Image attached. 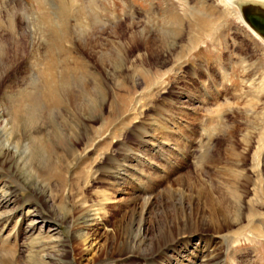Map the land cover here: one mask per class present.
Here are the masks:
<instances>
[{
    "label": "rangeland",
    "instance_id": "1",
    "mask_svg": "<svg viewBox=\"0 0 264 264\" xmlns=\"http://www.w3.org/2000/svg\"><path fill=\"white\" fill-rule=\"evenodd\" d=\"M229 6L0 0V124L21 142L13 159L0 148V188L18 196L20 211L37 208L54 221L72 264L98 249L95 261H105L112 230L133 208L125 201L138 192L117 173L140 155L153 159L151 174L160 168L151 228L193 197L199 228L191 223L184 238H203L207 260L264 264V40ZM211 210L235 223L216 233ZM92 217L95 225L84 223ZM85 226L79 241L72 231ZM178 227L164 236L178 238ZM12 240L0 248L3 264L27 254L24 231ZM138 253L131 264H157L160 255Z\"/></svg>",
    "mask_w": 264,
    "mask_h": 264
},
{
    "label": "bare ground",
    "instance_id": "2",
    "mask_svg": "<svg viewBox=\"0 0 264 264\" xmlns=\"http://www.w3.org/2000/svg\"><path fill=\"white\" fill-rule=\"evenodd\" d=\"M257 1L264 2V0ZM222 2L226 5V0H222ZM230 5L235 6L234 0H230ZM227 7L229 8L230 6L227 5ZM142 31L144 32L145 28ZM65 33H68V30ZM262 39L264 40V37ZM7 127V125L2 126L0 124V148L3 156L6 155V158L8 156L13 159L14 153L20 151L21 142L18 139L20 137H15L16 131L14 134V131L10 129L11 127ZM154 148H156L159 153H162V150L165 148V143L159 142L158 145H156ZM28 149L26 150V153H29L28 151L30 150ZM169 153L166 152V154ZM171 155L173 156V154ZM146 157L147 156L140 155L136 158L135 163L127 164V166L125 167L123 166V174L120 172L117 173V182H122L121 184L129 182L128 185L131 184L135 186L136 189H138V192L135 191V193L128 195L129 198L125 201L126 207L131 208L133 205V208L132 210H130L131 212H128L129 214L127 213L126 216L122 217L120 222H118L119 224L117 225V227L112 230L115 235H113L114 238L112 239L111 243L105 245L104 254H107L106 258L103 259L105 261L101 260L103 261V263H98L95 261V256H99L102 251L98 249V251L91 258L87 259V264H131L128 255L137 251L140 255H142L141 252H145L144 254H146V256L148 254L149 256H154L159 253L160 255L157 257L158 259L155 260L157 264H212L210 260H207V257L205 258L203 256V252L206 250V248L204 247L203 238H198L196 244H192L191 239L184 238V235L194 234V231L188 232L186 230L189 227L188 225L195 222V227L199 228V222L196 220L198 219L196 216V211L193 208V197H190V201H188L187 203H185L184 201L180 202V205L178 206L179 208L177 209L176 214L173 218L170 219L169 216L165 214V220H157V222L153 223V227H150L149 221L147 222V216L150 215V212L153 208L152 205L154 204L153 196H149L152 195L154 192L151 188L152 185H150V183H154V178L159 177L157 174V170H159L160 168L159 166H157L158 168L154 167V169H156V172L154 174H151V172L146 169V164H149V166H151L153 159L149 158V156V159H146ZM165 171L166 170H164V172ZM146 179L150 182L147 183ZM121 184H117L116 186H120ZM0 189H3L2 193H0V248H2L6 243L9 242L12 235V242L21 239L22 231H24V242L22 246L24 247L25 253L27 254L24 257H16L14 255V260L16 264H72V249H68V247L64 245L63 233L55 227V225L53 224L54 221L51 220L48 216L43 215L41 210L37 208H29L27 212L20 211L18 207V196H15L13 193H10L9 188H7L6 186H3ZM143 194H147V196L149 197L144 198L142 197ZM141 199L146 202H143L144 205L140 206L139 201ZM63 211L64 210L61 209L59 214H62ZM211 211L212 213H210V216L211 218H213L212 226L215 227L214 229L215 231H217L216 233H221L224 230L231 228L232 223H235V221L232 222L231 219H229L231 221L230 222L227 220V218L222 219L220 217H217V213L213 212V210ZM203 214L204 216H207L205 215V213ZM15 219H18L16 224H14ZM172 220L175 222L177 221L178 223L181 221L183 223L178 224L173 222L172 224ZM19 221L22 222V225H20V227H18ZM95 221L96 218L92 217L90 220L85 221L84 223H92V225H95ZM12 224H14V226H12ZM175 224L176 226H179L178 231L183 233L180 234L178 238L174 237L172 240L167 239L164 235L167 232L173 231V225ZM86 227L88 226H85L83 230L74 229L72 231L75 238L79 241L85 242L86 238L89 236V232L87 231ZM120 228L123 230V233L119 230ZM155 228H158V231L156 230L157 232L155 233L156 235L154 234ZM177 244L179 246H175ZM92 246L93 243L91 247ZM177 251L182 252L183 254V258L180 261L172 258L173 254ZM163 253L164 255L162 256ZM1 258L0 264H3Z\"/></svg>",
    "mask_w": 264,
    "mask_h": 264
},
{
    "label": "water",
    "instance_id": "3",
    "mask_svg": "<svg viewBox=\"0 0 264 264\" xmlns=\"http://www.w3.org/2000/svg\"><path fill=\"white\" fill-rule=\"evenodd\" d=\"M242 19L256 33L264 37V2L255 0H234Z\"/></svg>",
    "mask_w": 264,
    "mask_h": 264
},
{
    "label": "snow or ice",
    "instance_id": "4",
    "mask_svg": "<svg viewBox=\"0 0 264 264\" xmlns=\"http://www.w3.org/2000/svg\"><path fill=\"white\" fill-rule=\"evenodd\" d=\"M230 5V0H226V6Z\"/></svg>",
    "mask_w": 264,
    "mask_h": 264
}]
</instances>
